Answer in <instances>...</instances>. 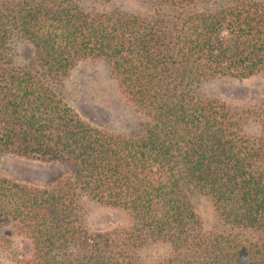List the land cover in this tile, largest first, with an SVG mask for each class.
Instances as JSON below:
<instances>
[{"label": "trees", "instance_id": "1", "mask_svg": "<svg viewBox=\"0 0 264 264\" xmlns=\"http://www.w3.org/2000/svg\"><path fill=\"white\" fill-rule=\"evenodd\" d=\"M141 1L129 13L113 0H0V158L57 167L46 185L0 174V231L31 244L14 264H145L150 245L168 250L154 264H264V101L199 93L264 75V2ZM86 61L110 68L134 131L93 126L68 104L64 83ZM196 193L213 202L210 230ZM85 201L131 224L92 232Z\"/></svg>", "mask_w": 264, "mask_h": 264}, {"label": "rangeland", "instance_id": "2", "mask_svg": "<svg viewBox=\"0 0 264 264\" xmlns=\"http://www.w3.org/2000/svg\"><path fill=\"white\" fill-rule=\"evenodd\" d=\"M108 7H117L129 13L140 12L142 1L113 0ZM26 51L27 47H20L19 60L23 59L22 54ZM199 93L202 97L216 98L232 107H243L264 101V75L247 80H212L201 85ZM64 94L68 104L85 122L118 134L134 131L136 112L121 96L106 64L98 61L79 64L66 79ZM55 172L57 167L51 164L13 156L0 158V174L10 180L46 185ZM192 201L204 228L212 229L217 222L213 202L201 193L194 194ZM82 209L84 224L92 232H111L125 229L131 224L130 217L124 211L95 202H83ZM30 254L31 244L27 239L16 235L11 229L0 231V264H14L19 258H28ZM167 254L165 246L150 245L139 256L145 264H154Z\"/></svg>", "mask_w": 264, "mask_h": 264}]
</instances>
